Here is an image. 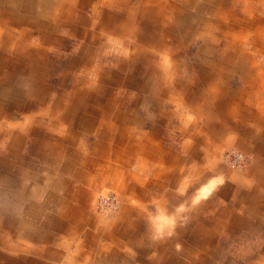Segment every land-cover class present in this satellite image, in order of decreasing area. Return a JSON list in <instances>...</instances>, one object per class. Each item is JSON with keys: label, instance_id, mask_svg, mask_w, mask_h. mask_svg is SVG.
<instances>
[{"label": "crops", "instance_id": "1", "mask_svg": "<svg viewBox=\"0 0 264 264\" xmlns=\"http://www.w3.org/2000/svg\"><path fill=\"white\" fill-rule=\"evenodd\" d=\"M263 37L264 0H0V264H55L56 248L41 246L71 239L83 264L87 247L101 252L95 264L130 263L125 247L139 264H219L205 255L237 229L264 239L263 189L232 202L230 185L209 199L183 185L186 165L230 133L260 167ZM113 44L119 57L106 55ZM199 167L191 187L211 174ZM249 178L264 183V163ZM106 185L123 205L104 220L88 204ZM179 217L182 234L152 240L151 223ZM144 238L155 246L145 263Z\"/></svg>", "mask_w": 264, "mask_h": 264}, {"label": "rangeland", "instance_id": "2", "mask_svg": "<svg viewBox=\"0 0 264 264\" xmlns=\"http://www.w3.org/2000/svg\"><path fill=\"white\" fill-rule=\"evenodd\" d=\"M180 1V0H178ZM243 24V23H242ZM251 33H253L251 31ZM196 35V34H195ZM251 35H249L247 37V40L244 41V43L246 44L247 42H249V40L251 39ZM246 38V37H245ZM264 38V37H263ZM191 44L193 43L194 46H196V43H200L198 41V39L195 37L192 40H190ZM226 42H224L225 44ZM114 45V44H113ZM111 47V46H110ZM117 48V46L115 47L112 46V48L109 50L108 48L106 51V55L110 56V55H114L116 57H119L120 53H115V49ZM191 51H195L194 47H191ZM105 53V52H103ZM110 53V54H109ZM96 55L98 53H95ZM63 56V55H62ZM111 63H108L109 65L114 64V60H110ZM95 64L96 63V59L94 61ZM264 64V63H263ZM60 65L61 62H59L58 60H54L49 62V68L48 71L50 74L55 73V71H57L58 69H60ZM150 92L147 91V94H149ZM146 94V95H147ZM36 104V103H35ZM40 105V104H39ZM38 105V106H39ZM33 108L35 109L36 107L33 106ZM27 116V115H26ZM26 116H21L20 113H14V121L16 123L18 122H22L23 120L27 119ZM34 119H38L37 117H31ZM180 125V122L178 123ZM176 126H177V122H176ZM1 133H0V152H3L5 149H2V147H4V139L1 137ZM235 134H227L226 137L223 139L222 143L220 144L221 146L217 148L216 151H214V154H209L207 157V159L204 161L205 163H200L197 164L193 163V161H190V164L186 165V172L184 173V182L183 185L185 188H195L198 189L200 192L201 191H205V193L201 196V198L203 197V199H209L211 197V195L213 193L217 194L216 188L220 187V186H231L229 189L231 193V197L233 195V192L236 193L237 190H239L241 192V194L243 195H247L249 193V190L253 189L254 191H258L260 189H263V196H264V183L262 182V184H260L261 182H259L258 180H251L252 178L248 179V175L251 172L257 173L258 170L261 169L262 164L264 163V155H263V159L261 160V164L259 167V164H257V162L259 163L260 161L257 160V158L255 157V152L252 149V147L249 146V143L244 145V146H240V145H236L235 144ZM29 138H31V136H29ZM226 140H231L230 143H228ZM233 141V142H232ZM29 145V147L26 146ZM33 146V144L30 142H28L25 145L24 148V153H28L29 151V155H31V159L35 160V162L37 163V161L39 160V157H35L32 155V150L31 147ZM248 146V147H246ZM231 150H236L239 152H242L246 158L247 161L245 162L244 165H240L239 167H233L230 162L227 161L226 158V154L229 153ZM1 154V153H0ZM264 154V153H263ZM216 164L222 166V168L224 170H215L216 169ZM199 165L201 166V168H205L206 170H211V174L209 176L206 177V179L202 182H200L198 185H195L191 187V180H193L194 177H196V171H198L197 169L200 168ZM34 168L36 167L33 166ZM38 167V165H37ZM15 170H17L16 172L18 173L19 171L22 172V170L24 168L27 167H21V166H16L15 165ZM208 168V169H207ZM33 168H31V172H33ZM222 171V172H221ZM186 180L189 181L188 184H186ZM213 183V184H212ZM204 185V186H203ZM212 185V186H211ZM113 191L115 192L117 195L120 194L119 190L116 187H111L109 185L103 186L102 188L95 190L93 193V196H91L90 198V202H89V211L91 212V214L94 217H99L101 219H108V218H112L115 216L119 215V211L120 208H122L123 205V198L121 200V198H119L120 201V207L117 211L113 212V213H109V214H101L98 210L95 209V202L96 199L98 197V195L100 193H104V192H108V191ZM5 190L3 187H0V194H4ZM119 197V195H118ZM264 198V197H263ZM262 198V199H263ZM232 202H236V197H232ZM4 200V199H1ZM1 200H0V204H1ZM125 201V200H124ZM225 201V200H223ZM122 202V203H121ZM226 202V201H225ZM257 202H259V204H264V202L258 198ZM261 202V203H260ZM122 204V205H121ZM240 206V203H237ZM237 212L241 213L243 212L244 208H236ZM238 209H240L238 211ZM247 213H249V210H246ZM175 215H177L175 213ZM163 219V218H162ZM162 219H156V222L151 223L153 225V227L151 228V230L149 231L151 236L153 239L152 240H156L157 238L163 237V236H169V237H174V236H178L179 234H182L181 231L182 229L180 226L182 224V217L179 218H175V220H171V221H165ZM181 219V221H179ZM155 220V219H154ZM171 226H173L174 228H171ZM190 230V229H189ZM239 231V234L237 235H233V237L229 240L223 239L222 243L216 244V245H212L211 248L213 250V255H205L204 258H209L212 260H215V262L218 263V261L220 260L219 264H225L223 263L224 260L231 258L233 259L234 264H264V239H260L257 238V236H259L260 234H258L257 230H252V229H244V228H240L237 229ZM212 236L214 237H218L219 236V232L218 231H214ZM261 236V235H260ZM256 237V238H255ZM224 238V237H223ZM150 239V238H149ZM148 239V241H149ZM147 239L144 238L142 240V244H141V257H142V262H150L148 261L150 256L152 257V255H150V249H154L155 246L148 244ZM63 245H52L48 246V245H44L41 246L43 247L44 251H51V249H55L56 251H58V254L56 255L57 259L55 264H69L68 262L71 261L70 258H74V260L76 259V261L74 262V264H83L82 262L78 263L77 260V254L79 252V248L76 244V242L71 239L69 242L65 241V240H61ZM100 241V240H99ZM150 243V241H149ZM120 245V244H119ZM181 244H176L174 246V248L180 247ZM94 248H96V246H93ZM119 247V246H118ZM85 248H83L84 251ZM87 252H88V257L89 259H87V263L88 264H95L93 258H98L99 254H101V252H99L100 250L98 249H94V252H91L90 247L86 248ZM111 250H117V245H113V247L111 248L110 246V251ZM121 250V249H120ZM6 251L1 245H0V253L1 254H6ZM217 251V253H216ZM176 253V250H175ZM11 254V253H10ZM178 256L183 257L182 254L177 253ZM15 255V254H13ZM125 256V259L128 261V258H130V263L127 264H139V261L133 260V258L138 257L139 254L135 255L133 251H131L129 249L128 251V247H125L123 249L122 255H121V262L122 257ZM107 255L102 254V258H106ZM119 258V259H120ZM107 260V259H106ZM213 263V262H212ZM72 264V263H71ZM184 264H188L187 261L184 262ZM193 264V263H192Z\"/></svg>", "mask_w": 264, "mask_h": 264}, {"label": "built area", "instance_id": "3", "mask_svg": "<svg viewBox=\"0 0 264 264\" xmlns=\"http://www.w3.org/2000/svg\"><path fill=\"white\" fill-rule=\"evenodd\" d=\"M226 158L233 167L244 165L247 161L246 156L242 152L236 150H231L229 153H227ZM119 207V197L113 191L100 193L95 202V209L104 215L117 211Z\"/></svg>", "mask_w": 264, "mask_h": 264}]
</instances>
